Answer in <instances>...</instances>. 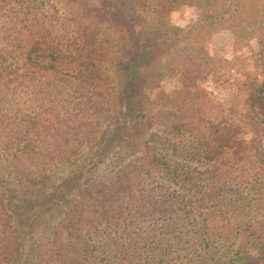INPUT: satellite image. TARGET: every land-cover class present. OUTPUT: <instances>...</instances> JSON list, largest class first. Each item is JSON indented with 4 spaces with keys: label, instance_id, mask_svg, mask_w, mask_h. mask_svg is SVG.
<instances>
[{
    "label": "trees",
    "instance_id": "16d2710c",
    "mask_svg": "<svg viewBox=\"0 0 264 264\" xmlns=\"http://www.w3.org/2000/svg\"><path fill=\"white\" fill-rule=\"evenodd\" d=\"M188 1L180 27L182 0H0V264H264V34L238 33L264 0ZM214 31L253 52L238 103Z\"/></svg>",
    "mask_w": 264,
    "mask_h": 264
},
{
    "label": "rangeland",
    "instance_id": "374dc122",
    "mask_svg": "<svg viewBox=\"0 0 264 264\" xmlns=\"http://www.w3.org/2000/svg\"><path fill=\"white\" fill-rule=\"evenodd\" d=\"M93 1H98V0H93ZM57 6L60 7L61 5L57 4ZM185 6L193 7L196 10V16L198 14L199 11L198 8H196L194 5H190L188 0H184V1L182 0L178 8L173 10V11H179L181 13L180 17L178 18L177 24L186 19L184 16V12L186 11ZM245 11L246 12L244 16H242L241 25H239V29H238V33H240L239 37L241 38L243 36L241 39H239V43L243 44L244 41H248L254 47V44L257 45L256 35L261 33L264 34V2H260L258 4L249 3L246 6ZM60 13L63 16L70 12L67 7L61 6ZM163 20L168 23H172L170 20V14L166 16ZM192 22L193 21L191 19H188L186 26H188ZM111 29H113V27ZM113 35L119 37L120 41L126 39V43H128L127 49L134 48L133 46H135L134 44L135 41L133 42L131 37H129L125 28L121 26H117L115 28V34ZM193 39H195L196 42L198 43L206 45L207 48L209 49V52H211L213 55L216 54L217 50H219V55L221 56L220 65H223L221 66L220 69H223L224 72L226 69H230V74L228 71V75H230L231 79L229 81L225 80V82L218 87L215 86V84H212L209 90L211 92L215 91L214 93L218 94V97L220 98L223 99L230 98V100L232 99L236 103L242 101L245 98V92H243L241 88H238L236 83L235 82L233 83V81L236 80V77L238 75H241V77L243 78L244 76H246L247 73H249V71H251L250 69H257L255 65V61L253 62L252 58L248 57L249 55H252L253 52H251L250 49L248 50L247 46H243L240 47V49L239 48L236 49V46H234L235 39L233 38V35L227 31L225 32L214 31L211 33H204L203 35L198 34L194 36ZM183 46L184 44L180 45L179 47L182 48ZM115 55L118 56L119 53ZM177 55L178 54L173 51L171 53H168L161 60L159 66L161 65L160 67H164V69H180L181 67L171 68V65L173 63L180 62L184 58V57L182 58V56L177 57ZM172 60L174 62H171ZM124 61H125V56L122 55L118 63L124 65L125 64ZM115 67H117V65L111 64L110 62H108L106 66L107 69H115ZM178 86H179L178 76H173V77L165 76L164 81L162 82L163 91L166 90L168 92H173L177 89Z\"/></svg>",
    "mask_w": 264,
    "mask_h": 264
},
{
    "label": "clouds",
    "instance_id": "9594fccd",
    "mask_svg": "<svg viewBox=\"0 0 264 264\" xmlns=\"http://www.w3.org/2000/svg\"><path fill=\"white\" fill-rule=\"evenodd\" d=\"M185 8L186 11L184 12V16L186 19L182 22H179L178 24L177 21L181 13L179 11H173L172 13H170V20L173 24H176L180 27H184L187 25L188 19H191L192 21H195L197 19L196 10L193 7L185 6Z\"/></svg>",
    "mask_w": 264,
    "mask_h": 264
}]
</instances>
